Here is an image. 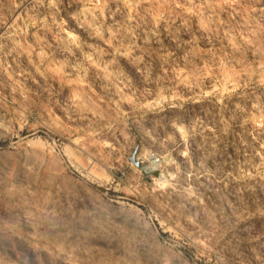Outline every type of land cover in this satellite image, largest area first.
Returning <instances> with one entry per match:
<instances>
[{
    "label": "rangeland",
    "instance_id": "rangeland-1",
    "mask_svg": "<svg viewBox=\"0 0 264 264\" xmlns=\"http://www.w3.org/2000/svg\"><path fill=\"white\" fill-rule=\"evenodd\" d=\"M0 264H264V0H0Z\"/></svg>",
    "mask_w": 264,
    "mask_h": 264
}]
</instances>
